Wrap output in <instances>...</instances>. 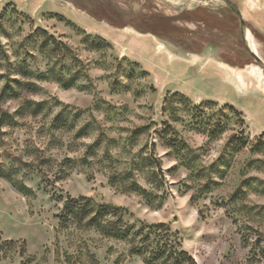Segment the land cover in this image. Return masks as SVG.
Listing matches in <instances>:
<instances>
[{"label":"rangeland","instance_id":"obj_1","mask_svg":"<svg viewBox=\"0 0 264 264\" xmlns=\"http://www.w3.org/2000/svg\"><path fill=\"white\" fill-rule=\"evenodd\" d=\"M252 65L264 0H0V264H145L59 220L81 197L167 224L190 264H264Z\"/></svg>","mask_w":264,"mask_h":264},{"label":"trees","instance_id":"obj_2","mask_svg":"<svg viewBox=\"0 0 264 264\" xmlns=\"http://www.w3.org/2000/svg\"><path fill=\"white\" fill-rule=\"evenodd\" d=\"M202 11L198 10L197 13L202 14L205 22L211 21V15L207 12L205 15ZM17 187L19 190L25 189L21 185ZM94 207L87 198L73 199L65 203L59 220L65 223L72 216L80 220L86 218L85 224L97 228L104 236L129 241L131 243L129 252L144 255L145 264H190L192 261L187 252L179 249L175 233L167 224H151L134 230L123 222L121 214L117 212L118 208L105 204Z\"/></svg>","mask_w":264,"mask_h":264},{"label":"bare ground","instance_id":"obj_3","mask_svg":"<svg viewBox=\"0 0 264 264\" xmlns=\"http://www.w3.org/2000/svg\"><path fill=\"white\" fill-rule=\"evenodd\" d=\"M248 12V11H247ZM248 14L252 15V13L248 12ZM247 42L251 48V50L255 51L257 54H258V51H257V45H256V41L255 39L253 38L252 34L251 33H248L247 34ZM220 62V61H219ZM222 63V62H221ZM224 64V63H222ZM251 71L256 75L257 79L260 80L261 82V85L264 86V77H263V73H262V70L261 68L258 66V65H252L250 67ZM251 71H250V74H251ZM255 77V76H254ZM239 90V89H238ZM248 95V94H247ZM256 97V96H255Z\"/></svg>","mask_w":264,"mask_h":264},{"label":"water","instance_id":"obj_4","mask_svg":"<svg viewBox=\"0 0 264 264\" xmlns=\"http://www.w3.org/2000/svg\"><path fill=\"white\" fill-rule=\"evenodd\" d=\"M241 23L243 24V21H241ZM248 33H250L249 29L247 27H244L243 33H242L243 34L244 43H245L246 47H248L249 51L251 52L252 57L255 60H260L258 54L255 51L251 50V48H250V46H249V44L247 42V34Z\"/></svg>","mask_w":264,"mask_h":264}]
</instances>
